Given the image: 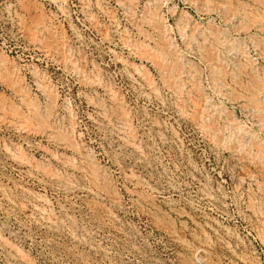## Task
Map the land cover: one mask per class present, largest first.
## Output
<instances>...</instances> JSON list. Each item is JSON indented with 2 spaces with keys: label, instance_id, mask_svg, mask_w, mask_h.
I'll return each instance as SVG.
<instances>
[{
  "label": "rangeland",
  "instance_id": "rangeland-1",
  "mask_svg": "<svg viewBox=\"0 0 264 264\" xmlns=\"http://www.w3.org/2000/svg\"><path fill=\"white\" fill-rule=\"evenodd\" d=\"M23 1L0 264H264V0Z\"/></svg>",
  "mask_w": 264,
  "mask_h": 264
},
{
  "label": "bare ground",
  "instance_id": "bare-ground-1",
  "mask_svg": "<svg viewBox=\"0 0 264 264\" xmlns=\"http://www.w3.org/2000/svg\"><path fill=\"white\" fill-rule=\"evenodd\" d=\"M56 1V0H55ZM262 2H263V0H262ZM23 3H26L25 5L27 6V7H29V8H36V4L32 1V0H24L23 1ZM38 9V8H37ZM39 10V9H38ZM5 63V62H4ZM13 72H11V74H12ZM17 81H20L19 79V76H17L16 77V75H15V77H14ZM25 87V86H24ZM52 90V89H51ZM23 91V90H22ZM123 119L125 120V118L123 117ZM126 121V120H125ZM130 121V120H129ZM124 122V121H123ZM133 143V142H132ZM135 145V144H134ZM76 144H74L73 145V143H72V147L73 148H75V149H77L76 148ZM71 147V148H72ZM90 156V155H89ZM90 158V157H89ZM88 161V160H87ZM93 163V162H92ZM96 164V163H95ZM95 164H91V169H92V174H94V176L96 175V173H97V169H96V166H95ZM82 165V164H81ZM90 165V164H89ZM87 166V165H86ZM88 167V166H87ZM91 169H90V171H91ZM90 174V173H89ZM39 209V208H38ZM37 209V210H38ZM39 211V210H38Z\"/></svg>",
  "mask_w": 264,
  "mask_h": 264
},
{
  "label": "built area",
  "instance_id": "built-area-1",
  "mask_svg": "<svg viewBox=\"0 0 264 264\" xmlns=\"http://www.w3.org/2000/svg\"><path fill=\"white\" fill-rule=\"evenodd\" d=\"M64 1V0H56L55 2L52 1L53 3H58V4H61V2ZM68 2H72L73 6H76L75 4V0H67Z\"/></svg>",
  "mask_w": 264,
  "mask_h": 264
}]
</instances>
